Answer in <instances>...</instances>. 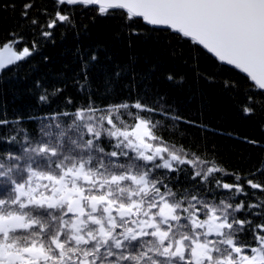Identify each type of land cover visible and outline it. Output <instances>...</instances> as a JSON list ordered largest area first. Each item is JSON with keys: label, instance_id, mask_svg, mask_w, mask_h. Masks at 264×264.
Masks as SVG:
<instances>
[{"label": "trees", "instance_id": "trees-1", "mask_svg": "<svg viewBox=\"0 0 264 264\" xmlns=\"http://www.w3.org/2000/svg\"><path fill=\"white\" fill-rule=\"evenodd\" d=\"M7 44L29 54L0 71V209L23 219L0 232V249L42 251L23 264H240L256 251L264 264V92L248 77L123 10L56 0H0ZM139 121L158 151L150 161L115 135ZM64 177L83 184L84 200L116 203L107 236L96 219L76 235L66 205L24 196ZM165 202L175 217L135 235ZM212 214L220 234L195 226Z\"/></svg>", "mask_w": 264, "mask_h": 264}, {"label": "water", "instance_id": "water-1", "mask_svg": "<svg viewBox=\"0 0 264 264\" xmlns=\"http://www.w3.org/2000/svg\"><path fill=\"white\" fill-rule=\"evenodd\" d=\"M103 12L123 10L193 40L264 92V0H57Z\"/></svg>", "mask_w": 264, "mask_h": 264}, {"label": "rangeland", "instance_id": "rangeland-1", "mask_svg": "<svg viewBox=\"0 0 264 264\" xmlns=\"http://www.w3.org/2000/svg\"><path fill=\"white\" fill-rule=\"evenodd\" d=\"M29 53L28 50H24L21 54H18L15 52L13 47L10 44L0 46V70L12 63L18 60L20 57H23ZM118 142H121L122 145L130 149L131 151H134L138 154L139 157L150 161L151 159L155 158V156H158V151L153 149L150 144L148 143L147 138L149 137V131L147 128V125L139 121L138 124L133 128V130L125 133H116ZM163 165L166 167H171V160L163 161ZM82 173V172H81ZM79 174V173H77ZM77 178L79 176H76ZM84 181H91L90 177L83 175ZM142 182V180H141ZM143 183V182H142ZM41 185V183H38ZM144 185V184H143ZM40 187L37 185L35 186V189L28 193L29 195L35 194L37 192V189ZM43 188V186H42ZM45 189V188H44ZM52 189V188H51ZM50 192H47V190L44 192V196H42V199L39 200L32 195V199L35 202H43L48 205H66L68 210L72 213L74 216L73 219V228L75 230L76 235H82L81 231L84 230L86 225V219L95 220L99 223V232L103 236L108 235V230L112 228L114 224V220L112 217V211L116 208V203H112L111 200L108 199H98V200H89L88 204L83 203V199L85 198L84 194V187L81 182L77 181L76 179H71V181H67L66 178H61V181L58 183V185ZM30 197V196H29ZM87 197V196H86ZM38 200V201H36ZM103 206L104 211L106 213L105 220H101L100 218L95 216V213L98 211V209ZM86 212H91V215L94 214V216L87 217L85 214ZM127 208H123L119 210L120 215L127 214ZM160 216L165 220L169 221V219L175 217L174 210L165 202L161 205V209L159 211ZM159 214H157L159 216ZM15 217H9V218H1L0 217V232H7L10 229L17 228L22 226L23 219L16 218ZM140 224L137 225V233L143 234L146 233L149 229L161 231L159 226V219L154 217V215H147L141 219ZM106 224V225H105ZM224 222H222L220 219L217 218L214 214H212L209 219L206 221L200 222L195 221V226L200 227L203 232L207 234H220L223 231L224 228ZM160 233V232H159ZM75 235V237H76ZM166 236V234H165ZM163 236V238H165ZM264 244V242H263ZM176 248L175 251L181 253L182 250V244L180 241H177L175 243ZM174 246V243L173 245ZM170 246V247H171ZM207 245L202 244L200 241H196L193 245V255L196 258L197 261H202L204 257L206 256L208 250ZM26 253L30 254L31 256L37 255L40 253L38 249L31 248ZM23 253L18 254L15 252H6L5 249H0V264H10L13 263L16 260H25L27 259L25 256L22 258ZM262 255L261 252L256 251L253 255V257H246L241 264H256L261 261ZM82 264H87L83 262Z\"/></svg>", "mask_w": 264, "mask_h": 264}]
</instances>
